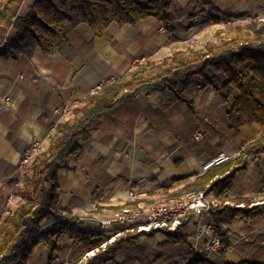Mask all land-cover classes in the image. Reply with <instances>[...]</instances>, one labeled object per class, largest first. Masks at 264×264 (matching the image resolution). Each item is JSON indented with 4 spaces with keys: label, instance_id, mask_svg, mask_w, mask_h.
Segmentation results:
<instances>
[{
    "label": "crops",
    "instance_id": "obj_1",
    "mask_svg": "<svg viewBox=\"0 0 264 264\" xmlns=\"http://www.w3.org/2000/svg\"><path fill=\"white\" fill-rule=\"evenodd\" d=\"M33 1L25 0L19 15H25ZM168 1L174 16L173 31L153 16L135 25L112 23L101 37L80 24L69 33L61 53L48 55L37 48L32 56L0 61V219L19 201L17 192L24 178L21 160L33 142H42L48 137L47 125L58 118V107L82 102L104 83L130 71L138 60L169 56L175 50L188 48L173 49L179 43H189L205 29L208 22L188 26L186 14L195 6L194 0ZM239 1L213 0V7L219 12L244 7V2L237 4ZM6 2L0 0V5ZM182 9L186 14L181 16ZM201 84L197 78L184 92L193 102V108L188 101L177 100L169 89L143 90L138 96L103 112L97 129L79 139L84 155L78 160L71 157L70 166L60 169L58 192L62 206L85 219L80 227L101 232L100 220L121 203L152 204L167 189L169 193L177 189L172 186V178H193L205 172L203 165L214 157L221 153L235 156L250 141L264 134L260 124L248 126L247 123L237 132L229 128L226 112L230 103L222 101L215 89L199 87ZM6 98H10L8 103ZM30 118L40 127L37 133L31 125L32 136L23 132ZM185 123L190 126L193 123L195 129H185ZM199 128L204 130V136L195 141L193 136ZM182 166L188 171L169 176L168 169ZM131 189L146 195L130 197ZM263 190L264 153L251 160L247 169L236 173L228 194L251 197L259 196ZM10 195L15 196L12 205L8 202ZM213 224L210 213L192 218L191 223L182 227L195 257L206 256L215 264L240 260L264 264V215L224 223V238L229 245L224 251L222 246L206 249L213 239L208 231V227L214 228ZM182 248L185 250L186 246H180L159 230L152 236L134 239V246L126 245L116 262L108 264H187V260L178 256ZM58 250L59 264H67L88 251L70 238L59 242ZM49 253L45 244L40 243L28 264H48Z\"/></svg>",
    "mask_w": 264,
    "mask_h": 264
},
{
    "label": "trees",
    "instance_id": "obj_2",
    "mask_svg": "<svg viewBox=\"0 0 264 264\" xmlns=\"http://www.w3.org/2000/svg\"><path fill=\"white\" fill-rule=\"evenodd\" d=\"M25 0H7L0 5V40L3 49L0 61L32 56L37 48L45 54L61 53L69 33L80 24L91 28L98 37L103 36L112 23L119 26L135 25L139 20L153 16L162 21L170 31L174 16L168 0H34L25 15H19ZM195 6L186 14L188 26L206 22L220 24L224 20L242 17L244 13L226 10L219 12L213 0H194ZM193 1V2H194ZM233 35L208 41L204 48L178 49L162 60L149 59L138 62L134 68L119 78L104 83L73 110V116L57 123L49 135L47 149L32 159L30 174H25L17 195L18 204L13 211L0 219V264H28L33 251L40 243L49 249L48 264H55L58 244L65 238L80 243L87 252L67 264H108L116 262L118 254L134 239L154 235L159 230L141 232L127 229L114 242L103 246L107 235L89 227H80L85 219L62 206L59 197V171L69 167V159L84 155L80 138L90 136L98 127L101 114L138 96L143 90L169 89L177 100L188 101L184 92L198 78L201 88H213L224 102L230 103L226 112L229 128L237 132L247 123L264 127V21L249 20L245 25L236 24ZM195 126L185 123V129ZM264 153V134L250 141L230 159L214 165L203 173L172 178L178 188L171 196H181L190 191H204L218 202L211 207L214 234L225 237L224 223L236 219H253L264 215V190L259 196L231 197L228 192L238 171L247 169L251 160ZM180 163V162H178ZM261 196V199H260ZM135 206V202H127ZM185 225L171 232L163 229L175 243L185 245L179 252L187 264H215L206 256H194V248L182 230ZM224 238L222 250L229 245ZM228 264H259L240 260Z\"/></svg>",
    "mask_w": 264,
    "mask_h": 264
},
{
    "label": "built area",
    "instance_id": "obj_3",
    "mask_svg": "<svg viewBox=\"0 0 264 264\" xmlns=\"http://www.w3.org/2000/svg\"><path fill=\"white\" fill-rule=\"evenodd\" d=\"M163 29V28H161ZM144 60H138L142 62ZM201 87V85H199ZM10 98H6L5 102H9ZM78 105L75 104H65L56 109L58 113V122L64 120L71 113L73 108ZM57 122V123H58ZM56 123V125H57ZM55 125V127H56ZM204 136V130L199 128L195 131L193 139L195 141H200ZM40 147V143L36 141L31 147L29 152H27L21 160L20 168L23 176L25 174H30V165L32 159L38 152H36ZM34 150H32V149ZM233 157L232 155L221 153L214 157L207 163L203 165V170L207 171L214 165L222 163ZM146 193H137L134 190H129L130 197H141L145 196ZM15 201V196L10 195L8 197V202L11 205ZM215 203L214 199L211 198L204 191H190L181 196H167L166 194L160 195L156 198V201L152 204H142L138 203L135 206H130L126 202L121 203L118 209L112 211V213L100 220L101 222V232L107 235V239L103 242V246H106L108 242H114L116 237L124 232V228L131 229L137 228L141 232H150L152 230H168L171 232L177 231L183 223H191L192 218L200 217L205 214L211 213V207ZM14 208V207H13ZM13 208L6 210V213L12 212ZM190 215V217H188ZM117 225L123 227L117 228ZM208 231L214 234V228L208 227ZM224 237L221 235H215L213 239L207 244L206 249L216 250L221 246ZM95 250H89L87 255H93ZM83 264V263H80ZM178 264V263H177Z\"/></svg>",
    "mask_w": 264,
    "mask_h": 264
},
{
    "label": "rangeland",
    "instance_id": "obj_4",
    "mask_svg": "<svg viewBox=\"0 0 264 264\" xmlns=\"http://www.w3.org/2000/svg\"><path fill=\"white\" fill-rule=\"evenodd\" d=\"M240 2H242V3L244 2L245 6L239 7V9H238V7H235V8L230 9V10L233 13H244L246 15H244L242 17L235 18L233 20H224L222 23L217 24L214 27H212L211 23L208 22L206 24V26L204 25L205 29L202 28V31H201V33H199L197 38L190 39L189 43H179V45L173 47V49H175L177 47H188V48H195V49L204 48L205 44L208 41H216L222 37L232 36L234 33L233 28L236 24L245 25L249 20H252V19L264 21V0H245V1L241 0L237 4H239ZM230 10H228V11H230ZM188 48H185V49H188ZM165 57H166L165 54H163L162 56H157L155 59L162 60ZM72 116H73V113H71L66 118H71ZM58 119H59V117L55 121H53L47 125L48 126L47 127L48 128V137L45 140H43L42 142L38 141L40 143V147L36 152L39 153V152H42L43 150L47 149L48 143H49V135L55 131V125L58 122ZM247 125L248 126H257L258 123H249ZM245 135H248V133ZM35 142H33L31 144V146ZM167 196L170 197L171 195L169 194ZM18 202H16V204H18ZM55 264H59V255H57Z\"/></svg>",
    "mask_w": 264,
    "mask_h": 264
},
{
    "label": "bare ground",
    "instance_id": "obj_5",
    "mask_svg": "<svg viewBox=\"0 0 264 264\" xmlns=\"http://www.w3.org/2000/svg\"><path fill=\"white\" fill-rule=\"evenodd\" d=\"M31 125H33L35 127V130L37 133L40 132V127H39L38 123L33 118H30L23 127V132L25 134H27L28 136H32ZM187 171H188V169L184 166L179 167V168H170L167 170L170 177H173L176 174H182V173L187 172Z\"/></svg>",
    "mask_w": 264,
    "mask_h": 264
}]
</instances>
